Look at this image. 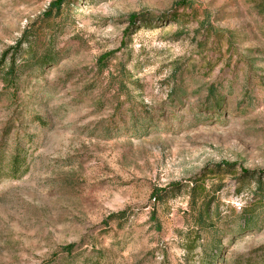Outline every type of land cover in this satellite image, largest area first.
Wrapping results in <instances>:
<instances>
[{
    "label": "rangeland",
    "instance_id": "rangeland-1",
    "mask_svg": "<svg viewBox=\"0 0 264 264\" xmlns=\"http://www.w3.org/2000/svg\"><path fill=\"white\" fill-rule=\"evenodd\" d=\"M52 1L0 0V264H264V0Z\"/></svg>",
    "mask_w": 264,
    "mask_h": 264
},
{
    "label": "trees",
    "instance_id": "trees-1",
    "mask_svg": "<svg viewBox=\"0 0 264 264\" xmlns=\"http://www.w3.org/2000/svg\"><path fill=\"white\" fill-rule=\"evenodd\" d=\"M66 1L67 0H54V1L50 2L48 10L45 12L46 15H50L52 12H55V13L59 12L61 10V7L64 6ZM24 41L28 42V40H27V31H24ZM22 42H23V39L18 40L17 41V45L12 47V48H10V49L14 50L17 47H20ZM8 52H9L8 50H5L3 52V54L1 55L0 65H2L3 62H5V60L7 59ZM107 57L108 56L102 57L100 59V62H103ZM41 62H42V64L45 63V61H43V59H42ZM0 73H1V75L3 77V81L6 83V86L13 87L14 83H15V79H16L15 59L14 58H9V66L6 68L5 72H3V73L0 72ZM18 171H19L18 157L16 156V157H14V161H13V165H12L11 169L8 172H5V173L0 171V176L1 175H13L14 177H17L18 176L17 175ZM244 172H245L246 177L255 175V173H251L248 170H245ZM256 192L259 195V199L258 200H259V203H260V202H262L264 200V182L262 180V177H258L257 178ZM156 194H157V192H156ZM117 216H120V214L119 215L118 214H114L111 217H117ZM72 247H73V245L69 244L67 246H64L62 248V250L70 251L72 249Z\"/></svg>",
    "mask_w": 264,
    "mask_h": 264
}]
</instances>
